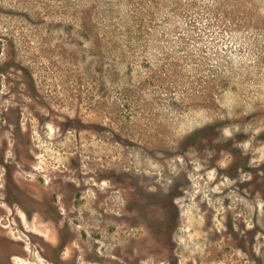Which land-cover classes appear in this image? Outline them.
I'll return each mask as SVG.
<instances>
[{"label": "rangeland", "instance_id": "1", "mask_svg": "<svg viewBox=\"0 0 264 264\" xmlns=\"http://www.w3.org/2000/svg\"><path fill=\"white\" fill-rule=\"evenodd\" d=\"M91 258L264 264V0H0V264Z\"/></svg>", "mask_w": 264, "mask_h": 264}, {"label": "flooded vegetation", "instance_id": "2", "mask_svg": "<svg viewBox=\"0 0 264 264\" xmlns=\"http://www.w3.org/2000/svg\"><path fill=\"white\" fill-rule=\"evenodd\" d=\"M239 164L240 163H238V164H235V163H233L232 164V167H235V166H238L239 167ZM238 169H240L242 172V174H243V172H244V169H241V167H239ZM240 175H238V177H239ZM178 195H180V192H178L177 193V196ZM172 196V195H171ZM171 196H168L169 198H171ZM176 197V196H175ZM170 204H171V206L172 207H174L175 208V211H174V218H175V220H176V222H175V228H178L179 226H180V224H181V215H182V210H181V207H180V204L178 203V202H174L173 203V201L172 200H170V201H168ZM54 208V207H53ZM54 213H59V211L58 212H54ZM158 227H157V229L158 230H160V229H164V228H166L168 225L167 224H165L164 222H160V223H158ZM156 228V227H155ZM66 233V232H65ZM68 234H69V232H68ZM66 235V234H65ZM68 238H69V236H68ZM52 260L54 261V259L52 258ZM91 261L93 262V264H96V260L95 259H93V258H91ZM178 261V260H177ZM177 261H176V263L175 264H177Z\"/></svg>", "mask_w": 264, "mask_h": 264}]
</instances>
